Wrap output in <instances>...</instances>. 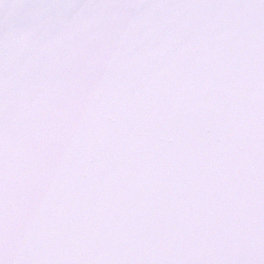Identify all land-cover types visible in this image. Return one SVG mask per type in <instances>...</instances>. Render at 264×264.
<instances>
[{
    "label": "snow or ice",
    "instance_id": "snow-or-ice-1",
    "mask_svg": "<svg viewBox=\"0 0 264 264\" xmlns=\"http://www.w3.org/2000/svg\"><path fill=\"white\" fill-rule=\"evenodd\" d=\"M0 264H264V0H0Z\"/></svg>",
    "mask_w": 264,
    "mask_h": 264
}]
</instances>
